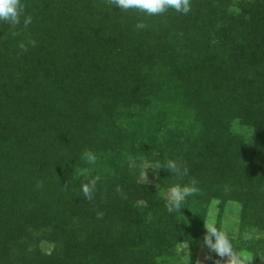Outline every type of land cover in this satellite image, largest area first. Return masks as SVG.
I'll list each match as a JSON object with an SVG mask.
<instances>
[{"label": "trees", "instance_id": "trees-1", "mask_svg": "<svg viewBox=\"0 0 264 264\" xmlns=\"http://www.w3.org/2000/svg\"><path fill=\"white\" fill-rule=\"evenodd\" d=\"M21 3L27 29L13 37L0 22V264H197L213 201L220 215L241 205L229 239L264 258V240L246 241L264 232V0H191L187 15L160 16ZM168 159L189 176L159 169L142 184L140 161ZM86 175L100 176L91 202ZM189 177L198 194L169 213L160 190ZM183 243L189 261L176 263Z\"/></svg>", "mask_w": 264, "mask_h": 264}, {"label": "clouds", "instance_id": "clouds-1", "mask_svg": "<svg viewBox=\"0 0 264 264\" xmlns=\"http://www.w3.org/2000/svg\"><path fill=\"white\" fill-rule=\"evenodd\" d=\"M105 2L111 6V8L116 6L120 11L125 12L135 10L145 13L147 16H160L165 14L169 9L184 15H187L191 11V0H105ZM0 22L7 24L10 34L15 37L19 34L16 29L21 26V23L23 24V28L27 29L32 22V17L31 15L25 14V6L21 3V0H0ZM135 27L137 29H144L147 25L144 21H140ZM28 45L35 47L36 41L30 39L26 43H20L19 48L21 52H27ZM83 157L89 164H95L97 159L95 153L91 150H86ZM149 168H151L154 173L159 169H166L173 174L172 176L180 180L189 176V169L183 162L173 159L156 161L154 164H149L144 168V179L142 184L149 182L146 174V170ZM99 180V175H86L81 183L83 197L89 202L94 200V193ZM64 185L65 188H67V183ZM197 185V180L194 177H189L187 183H177L171 186L166 194V210L169 213L181 212L186 198L198 194L199 188ZM119 190L120 189L117 188V191ZM104 215L102 211H97L96 213L97 219H103ZM204 227L206 231L203 237V244L220 258L217 264H252L253 259L237 252L233 248L228 235L224 231L218 229L214 223H204Z\"/></svg>", "mask_w": 264, "mask_h": 264}, {"label": "rangeland", "instance_id": "rangeland-1", "mask_svg": "<svg viewBox=\"0 0 264 264\" xmlns=\"http://www.w3.org/2000/svg\"><path fill=\"white\" fill-rule=\"evenodd\" d=\"M243 134L246 135V138L251 140L253 138L252 131L243 130ZM150 163L147 161H140L138 167L141 171V179L143 181V171L146 166ZM146 174L148 177V184L155 185V173L149 168L146 170ZM168 189H161L160 195L166 199ZM220 203L219 201H213L209 209V215L207 219V223H214L215 226L224 231L229 238L237 239L239 235L240 229V216H241V205L236 202H228L223 209L222 214L220 215ZM251 238L262 239L264 240V232H255L246 236V241H250ZM250 259H253V256L247 252H240ZM189 247L187 243L180 244L178 246V258H176V263L184 262L187 263L189 261ZM216 259L220 258L209 249L203 250L200 254V258L197 264H216ZM252 264L254 262L252 261ZM256 264H264V258H258L256 260Z\"/></svg>", "mask_w": 264, "mask_h": 264}]
</instances>
